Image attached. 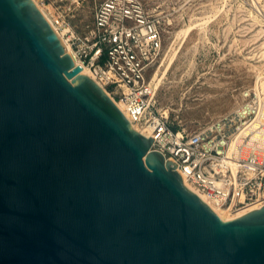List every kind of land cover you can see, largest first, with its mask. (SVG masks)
<instances>
[{"label":"water","instance_id":"water-1","mask_svg":"<svg viewBox=\"0 0 264 264\" xmlns=\"http://www.w3.org/2000/svg\"><path fill=\"white\" fill-rule=\"evenodd\" d=\"M151 142L33 0H0V264H264V205L221 219Z\"/></svg>","mask_w":264,"mask_h":264},{"label":"built area","instance_id":"built-area-1","mask_svg":"<svg viewBox=\"0 0 264 264\" xmlns=\"http://www.w3.org/2000/svg\"><path fill=\"white\" fill-rule=\"evenodd\" d=\"M51 19L61 31L64 20ZM163 26L164 18L141 0H102L88 29L71 30L65 38L72 58L113 100L123 103L132 128L152 138L149 151L170 160L183 184L202 194L210 208L235 212L263 206L264 120L258 119L255 129L250 125L264 101L253 89L245 90L244 101L233 111L198 129L172 126L157 107L151 85L163 55Z\"/></svg>","mask_w":264,"mask_h":264},{"label":"rangeland","instance_id":"rangeland-1","mask_svg":"<svg viewBox=\"0 0 264 264\" xmlns=\"http://www.w3.org/2000/svg\"><path fill=\"white\" fill-rule=\"evenodd\" d=\"M37 1L50 18L64 20L61 33L68 34L85 32L102 0ZM141 1L164 18L152 78L176 56L156 95L172 126L195 130L233 111L264 78V0Z\"/></svg>","mask_w":264,"mask_h":264},{"label":"bare ground","instance_id":"bare-ground-1","mask_svg":"<svg viewBox=\"0 0 264 264\" xmlns=\"http://www.w3.org/2000/svg\"><path fill=\"white\" fill-rule=\"evenodd\" d=\"M34 3L36 4V6L39 8V10L44 14V16L48 19L49 22L52 23V19L49 17V14H47L45 12V10L43 9V7L41 6V4H39V2L37 0H33ZM59 35V37L61 38L63 44H64V48L66 50V52H68L71 56H72V53H71V49H70V46H69V43L67 41V39H65V32L61 33L60 30H57L56 31ZM176 59V56L173 55L171 56L169 62L167 63V65L165 66V69L162 73L158 72L157 74H155V76H153L152 80H151V85H152V89H153V94L156 96L157 93H158V90L160 89V87L162 86L163 84V80L167 74V72L170 70L171 66L173 65V62L174 60ZM74 60V63L76 65H79L81 66V72L83 74H86L87 76L91 77L90 76V72L89 70L86 68V67H83L81 65V63L79 61H77L76 59H73ZM156 68V67H155ZM154 68V69H155ZM154 71V70H153ZM153 75V74H152ZM254 91L259 94L261 96V99L262 101H264V78H261L259 77L256 81V84H255V88H254ZM115 104L118 106V108L121 110V112L124 114V116L126 117V113L124 111V106H123V103L121 101H118V100H114ZM128 118V117H126ZM264 120V107L262 109V112L260 114L259 117H257V119L255 121H253V123H251V127L252 128H256V126L258 125L257 122H259V120ZM128 120V119H127ZM136 128V127H134ZM144 134H147V133H144ZM185 183V186H187L189 189H191L193 192H195L204 202H207L206 199L202 196V194H200L199 192H197L195 189H193L190 185H188L186 182ZM261 206V205H260ZM212 210H214V212L216 214H218V216L223 219V220H232L234 218H237L251 210H254V209H257V208H260L258 206V204H253V205H250L246 208H241L235 212H230L226 209H222V208H217V207H214L212 206L211 207Z\"/></svg>","mask_w":264,"mask_h":264}]
</instances>
